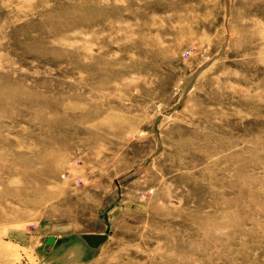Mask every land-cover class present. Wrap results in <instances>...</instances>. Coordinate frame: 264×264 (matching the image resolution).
<instances>
[{
  "label": "rangeland",
  "instance_id": "obj_1",
  "mask_svg": "<svg viewBox=\"0 0 264 264\" xmlns=\"http://www.w3.org/2000/svg\"><path fill=\"white\" fill-rule=\"evenodd\" d=\"M0 264H264V0H0Z\"/></svg>",
  "mask_w": 264,
  "mask_h": 264
},
{
  "label": "water",
  "instance_id": "obj_2",
  "mask_svg": "<svg viewBox=\"0 0 264 264\" xmlns=\"http://www.w3.org/2000/svg\"><path fill=\"white\" fill-rule=\"evenodd\" d=\"M81 240L88 246V247H95L100 244L104 240L103 235H98V234H89L87 237H80ZM54 243V238L48 237L44 240V245L47 247L52 246Z\"/></svg>",
  "mask_w": 264,
  "mask_h": 264
},
{
  "label": "built area",
  "instance_id": "obj_3",
  "mask_svg": "<svg viewBox=\"0 0 264 264\" xmlns=\"http://www.w3.org/2000/svg\"><path fill=\"white\" fill-rule=\"evenodd\" d=\"M184 54H185V53H184ZM80 183H81V180H80V179H77V180L74 181V184H75V185H79Z\"/></svg>",
  "mask_w": 264,
  "mask_h": 264
},
{
  "label": "bare ground",
  "instance_id": "obj_4",
  "mask_svg": "<svg viewBox=\"0 0 264 264\" xmlns=\"http://www.w3.org/2000/svg\"><path fill=\"white\" fill-rule=\"evenodd\" d=\"M83 237H87L88 235H82ZM97 247H99V245L98 246H95V247H92V248H97ZM70 254V253H69ZM72 257V255H70V257H69V259Z\"/></svg>",
  "mask_w": 264,
  "mask_h": 264
}]
</instances>
